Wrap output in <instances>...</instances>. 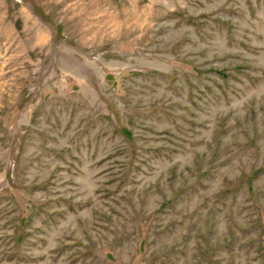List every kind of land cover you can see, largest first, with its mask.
Here are the masks:
<instances>
[{
  "label": "rangeland",
  "instance_id": "1",
  "mask_svg": "<svg viewBox=\"0 0 264 264\" xmlns=\"http://www.w3.org/2000/svg\"><path fill=\"white\" fill-rule=\"evenodd\" d=\"M0 264H264V0H0Z\"/></svg>",
  "mask_w": 264,
  "mask_h": 264
}]
</instances>
